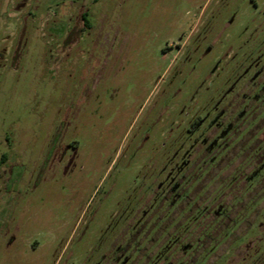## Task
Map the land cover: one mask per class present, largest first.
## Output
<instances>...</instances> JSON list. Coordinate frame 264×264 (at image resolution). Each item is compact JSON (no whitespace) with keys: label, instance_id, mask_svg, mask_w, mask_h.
Here are the masks:
<instances>
[{"label":"rangeland","instance_id":"1","mask_svg":"<svg viewBox=\"0 0 264 264\" xmlns=\"http://www.w3.org/2000/svg\"><path fill=\"white\" fill-rule=\"evenodd\" d=\"M261 78L264 0H0V264L98 261Z\"/></svg>","mask_w":264,"mask_h":264},{"label":"trees","instance_id":"2","mask_svg":"<svg viewBox=\"0 0 264 264\" xmlns=\"http://www.w3.org/2000/svg\"><path fill=\"white\" fill-rule=\"evenodd\" d=\"M245 92L205 129L202 116L186 127L192 150L123 207L117 236L93 264H264V78Z\"/></svg>","mask_w":264,"mask_h":264},{"label":"flooded vegetation","instance_id":"3","mask_svg":"<svg viewBox=\"0 0 264 264\" xmlns=\"http://www.w3.org/2000/svg\"><path fill=\"white\" fill-rule=\"evenodd\" d=\"M86 13V15H87V20H88V16H89V12L87 11V12H84L83 14H85ZM81 16H82V14H80ZM82 20H83V18H82ZM84 21V20H83ZM89 21V20H88ZM92 27V24L89 22V25H88V27L87 28H91ZM5 162H2V164L1 165H3Z\"/></svg>","mask_w":264,"mask_h":264}]
</instances>
